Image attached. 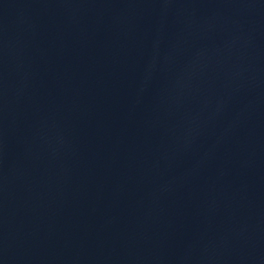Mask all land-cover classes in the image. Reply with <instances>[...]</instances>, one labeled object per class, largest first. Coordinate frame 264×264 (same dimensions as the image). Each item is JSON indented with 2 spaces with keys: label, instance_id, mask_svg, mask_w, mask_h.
Listing matches in <instances>:
<instances>
[{
  "label": "water",
  "instance_id": "1",
  "mask_svg": "<svg viewBox=\"0 0 264 264\" xmlns=\"http://www.w3.org/2000/svg\"><path fill=\"white\" fill-rule=\"evenodd\" d=\"M0 264H264V0H0Z\"/></svg>",
  "mask_w": 264,
  "mask_h": 264
}]
</instances>
